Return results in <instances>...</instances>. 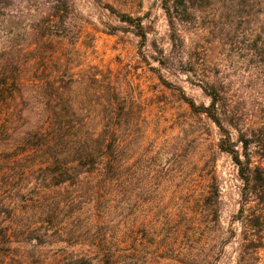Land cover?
<instances>
[{"label": "rangeland", "instance_id": "obj_1", "mask_svg": "<svg viewBox=\"0 0 264 264\" xmlns=\"http://www.w3.org/2000/svg\"><path fill=\"white\" fill-rule=\"evenodd\" d=\"M69 1L74 35L53 39L54 57L72 62L81 77L97 70L111 75L119 91L135 99L144 119V132L135 137L139 150L132 160L139 170L136 185L129 193L123 191L110 217L109 235L141 254L179 249L200 264H264V204L244 202L238 168L218 148L219 129L205 116H193L182 100L186 95L197 105L209 106L202 88L222 83L242 124L264 129V0H205L193 10L196 17L174 27L164 0ZM53 6V0H0V55L12 59L25 54L23 77L29 80L57 74L51 64L49 72L36 63L26 66L29 51L47 37L44 24ZM124 17L130 22H122ZM138 22L145 39L138 35ZM22 101L26 104V97ZM203 128L209 129L205 135ZM231 132L237 142L236 131ZM144 155L154 157L158 165L157 184L148 193L142 186ZM206 156L211 159L208 166ZM252 163L264 167L256 153ZM213 169L220 189L216 223L204 206L209 195L205 174ZM37 176L20 182L35 185ZM87 211H82L78 223L83 233L91 224ZM20 215V233L26 225L36 227L39 215L31 221L25 220L24 212ZM147 224L160 240L158 247L152 231L145 229ZM15 238L24 244L21 249L16 244L11 253L24 252L29 262L58 256L56 245L36 247L27 235L15 234Z\"/></svg>", "mask_w": 264, "mask_h": 264}, {"label": "trees", "instance_id": "obj_2", "mask_svg": "<svg viewBox=\"0 0 264 264\" xmlns=\"http://www.w3.org/2000/svg\"><path fill=\"white\" fill-rule=\"evenodd\" d=\"M204 1L164 0L170 25L192 20L198 3ZM53 3V13L44 24L47 37L39 39L35 49L29 51L30 63L26 61V66L36 63L38 69L49 72L51 64L57 68L56 75L29 80L23 77L25 54L12 59L0 55V264H200L179 249L168 254L165 249L141 254L126 241L109 235L110 217L123 191L129 193L136 185L139 170L132 160L139 150L135 137L144 132V119L138 103L119 91L111 75L97 70L81 77L72 62L54 57L53 39H66L74 33L70 1ZM136 28L145 39L142 23L138 22ZM202 89L210 98L209 106L197 105L186 95L182 100L193 116H205L219 129L218 148L228 153L238 168L244 202L264 204V167L252 163L254 153L264 160V129H248L242 124L222 83H208ZM231 129L237 133V142ZM202 130V135L209 132ZM143 157L142 186L148 193L157 184L158 165L154 157ZM205 158L206 166L210 165L211 159ZM33 173L38 175L37 184L20 182L24 178L28 183L36 175ZM205 177L209 194L204 199L205 212L212 214L216 223L220 189L214 169ZM84 209L90 212L91 222L85 233L78 224ZM20 212L26 214V221L39 215L36 227L26 225L20 233ZM145 229L152 231L155 243L157 234L148 224ZM15 234L27 235L28 242L35 241L36 247L58 246V256L29 262L24 252L12 254L16 244L19 249L24 244L15 240ZM157 242L160 240H156L158 247Z\"/></svg>", "mask_w": 264, "mask_h": 264}]
</instances>
